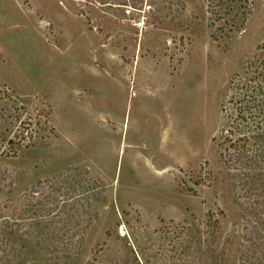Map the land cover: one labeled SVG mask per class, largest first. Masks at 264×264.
I'll list each match as a JSON object with an SVG mask.
<instances>
[{
	"label": "rangeland",
	"instance_id": "rangeland-1",
	"mask_svg": "<svg viewBox=\"0 0 264 264\" xmlns=\"http://www.w3.org/2000/svg\"><path fill=\"white\" fill-rule=\"evenodd\" d=\"M217 3L0 0V264H264V160L225 142L264 0Z\"/></svg>",
	"mask_w": 264,
	"mask_h": 264
},
{
	"label": "trees",
	"instance_id": "trees-1",
	"mask_svg": "<svg viewBox=\"0 0 264 264\" xmlns=\"http://www.w3.org/2000/svg\"><path fill=\"white\" fill-rule=\"evenodd\" d=\"M245 1L218 0L216 4L224 7L225 10H218V13L223 15L221 19L226 25H231V31L240 30L247 21V8L242 10ZM232 14L233 17L226 18ZM259 50L257 58L248 63L246 76L233 82L235 93L230 101L236 111L235 126L227 131L229 136H226L225 142L235 148L237 160H242V151L250 144L255 149L250 156L245 155L246 160H264V42ZM236 133L238 136L232 137Z\"/></svg>",
	"mask_w": 264,
	"mask_h": 264
}]
</instances>
